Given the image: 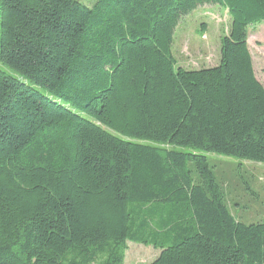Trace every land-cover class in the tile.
Segmentation results:
<instances>
[{
	"label": "trees",
	"instance_id": "obj_1",
	"mask_svg": "<svg viewBox=\"0 0 264 264\" xmlns=\"http://www.w3.org/2000/svg\"><path fill=\"white\" fill-rule=\"evenodd\" d=\"M204 5L231 24L185 69L174 31ZM259 22L264 0H0V264H123L128 241L148 264H264V221L206 156L264 163Z\"/></svg>",
	"mask_w": 264,
	"mask_h": 264
},
{
	"label": "rangeland",
	"instance_id": "obj_2",
	"mask_svg": "<svg viewBox=\"0 0 264 264\" xmlns=\"http://www.w3.org/2000/svg\"><path fill=\"white\" fill-rule=\"evenodd\" d=\"M78 1L91 4L94 0ZM230 24L226 10L216 5L198 7L182 18L174 31L172 44L177 66L206 69L216 65L221 38L228 33ZM247 30L254 73L264 86V22L250 24ZM0 69L14 75L1 64ZM206 156L231 213L244 223L264 221V163L216 154ZM191 169L195 176L193 167ZM126 246L123 264H148L159 253L152 246L137 242L128 241Z\"/></svg>",
	"mask_w": 264,
	"mask_h": 264
},
{
	"label": "crops",
	"instance_id": "obj_3",
	"mask_svg": "<svg viewBox=\"0 0 264 264\" xmlns=\"http://www.w3.org/2000/svg\"><path fill=\"white\" fill-rule=\"evenodd\" d=\"M255 29H256V28H255ZM255 29H254V30H255ZM248 33H249V32H248ZM255 76H256V75H255ZM256 78H257V77H256Z\"/></svg>",
	"mask_w": 264,
	"mask_h": 264
}]
</instances>
